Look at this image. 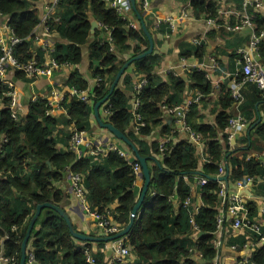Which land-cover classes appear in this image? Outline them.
I'll return each instance as SVG.
<instances>
[{
	"label": "trees",
	"instance_id": "trees-1",
	"mask_svg": "<svg viewBox=\"0 0 264 264\" xmlns=\"http://www.w3.org/2000/svg\"><path fill=\"white\" fill-rule=\"evenodd\" d=\"M38 0H0V14L11 27L14 34L21 39L15 48V56L22 62L39 58L41 53H33V33L41 23ZM190 5L195 18L216 19L220 24L217 30H211L209 37L225 38L224 54L229 59H237L238 49L246 45L247 36L241 32L227 30V25L240 21V17L232 15L227 20L220 19L219 0H181ZM238 11H244V0H229ZM93 19L107 26L111 31L113 43L102 41L99 29L95 39L91 34ZM137 12L144 14V9L137 4ZM248 13L252 16L256 34L264 32V16L256 6H249ZM59 18V20H56ZM131 21L125 19L115 10L108 8L106 0H59L56 12L47 21L51 32H56L64 42L58 43L52 53L60 65L77 66L83 61L85 47L89 45V54L93 61V74L97 78V86L91 95V103L84 102L78 95L66 97L62 107L66 114L48 116L50 108L46 97H38L31 101L26 115L14 120L8 100L4 97L0 85V100L6 106L0 109V252L6 258H14L20 264L22 257V243L26 236L30 221L35 214L36 206L42 203L60 205L63 200L62 190L56 182H62L68 170L83 176L87 189V203L93 212L105 213L107 206L118 201L115 220L126 227L130 222L132 209L138 200L137 176L133 171V162L118 153L107 155H86L77 159L70 149L69 130L63 133L67 149L59 150V139L54 132L58 124H74L80 131H91L90 120L94 112V104L104 99L110 92L111 86L124 64L133 57L145 52L149 48V40L143 29L130 27ZM153 36L155 50L147 57L132 63L123 77V87H116L109 99L104 103L111 114L105 122L112 123L118 130L127 134L137 145L143 157L155 156L152 149H159L156 144L147 145L128 132L132 119V111L128 90L137 94L140 101L139 113L145 127L141 130L143 136L151 135L154 127L161 121L162 106L180 105L187 82L183 77L168 74L166 81H161L157 75L160 67L161 55L156 51L161 40L158 35L171 31L170 25L161 24L155 29V24L145 23ZM249 39V36H248ZM91 41H93L91 43ZM249 41V40H248ZM134 42V45L131 44ZM90 43V44H89ZM115 49L113 52L111 49ZM232 52V53H230ZM128 53L126 60L119 59V54ZM261 61L264 64V38L260 45ZM205 54L204 45H194L189 42L181 44L183 58L197 57L202 60ZM1 55V51H0ZM44 61V60H43ZM232 68V72H236ZM22 76L21 74H18ZM144 76L148 83L141 90H135V84ZM190 88L202 95H209L213 85L204 71L194 68L188 73ZM140 78V79H139ZM237 78L242 81L243 76L238 73ZM139 79V80H137ZM70 84L79 92L88 90V82L76 70L70 77ZM251 87L252 93L240 105L241 112L249 120V133L242 138L244 144L234 152L225 153L224 146L218 138L220 129L228 125L227 113L220 114L219 128L203 125L198 122V105H190L186 121L188 125L199 133L209 143V152L214 162L227 158L231 177L247 180V177L262 179L256 186V194L264 197V167L260 161L247 160L252 153H262L264 150V122L260 119L259 105L264 99L262 91L256 83L245 82L243 85ZM222 108L231 107L232 97L225 93L221 99ZM235 103V102H234ZM101 109L103 108V106ZM100 109V110H101ZM218 124V122H217ZM160 165L149 160L152 180L135 223L127 236L126 243L130 246V254L137 258L131 264H180L189 253L188 240L180 235L188 229V217L183 209L174 210L169 197L174 193L176 176L182 173H192L197 169L198 160L196 147L193 144L180 142L171 143L167 153L160 158ZM153 161V162H152ZM159 162V160H157ZM216 164V163H215ZM204 174H215L216 165L205 163L202 167ZM256 183V182H255ZM212 182L205 193V203L210 207L204 208L197 218L201 230L211 234L216 230V195L207 192L215 189ZM155 192V195L152 194ZM178 195L181 199L188 197V188L179 183ZM248 202L250 219H257L254 208ZM15 228V229H14ZM249 234V233H248ZM213 236H204L198 246L205 264H210L215 258L217 250L210 243ZM255 240V237H253ZM237 239L230 242L235 243ZM90 242L76 240L70 232L66 221L52 209H44L37 220L29 242V252L34 254L33 264H86L84 247ZM28 252V253H29ZM29 255L27 256V264ZM250 264H264V247L259 248L249 259Z\"/></svg>",
	"mask_w": 264,
	"mask_h": 264
},
{
	"label": "crops",
	"instance_id": "crops-1",
	"mask_svg": "<svg viewBox=\"0 0 264 264\" xmlns=\"http://www.w3.org/2000/svg\"><path fill=\"white\" fill-rule=\"evenodd\" d=\"M228 1L229 0H221L222 6H230V4L232 3H227ZM251 1V3H248L250 5H248L244 9L248 12L249 6H254L257 3H261L262 7L260 8V13L264 16V0H260L259 2H257L258 0ZM49 3L50 0H38L36 2V6L39 9L40 17L42 20L40 25L34 31L32 43L33 53L36 55L37 52H40L42 55L41 62H43V60L49 61L52 58V53L55 50L57 44L64 42L63 39H61L56 32H50V30H48L46 27L47 23L44 21L43 18L46 13L47 5ZM150 4V10L148 12L145 11L144 14L141 15L145 23L150 22L152 25L156 24V22L159 20H165L169 18L173 19L175 22H178L177 31L174 34L166 35V33L164 35L157 36V38L161 40V43L156 46V51H158V53H160L161 55V65L157 69V75L161 77V81H166L168 79L167 72L172 71L174 68L180 67L183 63V57L181 56V44L185 42L191 43V41L194 39L201 40L205 47V54L203 56V59L200 60L197 57H189L186 59V62L206 73L208 80L213 85V91L209 95H202L199 91L191 89L189 86L190 80L188 75L183 74L181 75V77H183V79L187 82V87L183 93V100L180 105H186L188 103L190 105L197 104L198 122L202 123L203 125L214 127L217 130L220 129L219 116L220 114H222V112L227 113L228 115L238 113V109L235 107L233 98V104L226 110L222 108L221 103V99L224 97L225 93L231 95L230 91L233 88L234 79L238 76L240 70L238 61L236 68V59L234 57L229 59L228 53L226 55L224 54L226 44L224 37H209L208 33L211 30L206 24V19L195 18L191 12H189L190 14L187 17L181 16L182 6L184 5L183 1L151 0ZM233 5L236 4L233 3ZM88 15L90 20H93V14L91 11L88 12ZM125 16L127 17V19H129V21L135 23L138 30L142 29L141 21L139 20L138 14L134 11L133 7L132 9L127 10L125 12ZM250 33L251 31L249 29L241 31L240 35L244 37L247 36L246 44L249 42L248 36H250ZM100 37H102V33H100ZM92 38L94 40L95 35ZM92 42L93 41H91V43ZM131 44L134 45V42H131ZM88 49L89 45L85 47V56L83 57V61L79 65L73 67L69 65H64L60 71L55 73L52 80H49L47 78L29 80L24 76H19L18 73H13L12 71H10L8 73V77L14 80L17 89L20 93V115L23 116L27 114L30 103L34 96L47 97L49 96L50 91L53 88H59L62 89L64 92H68L72 87V85L70 84V77L76 70H78L81 77L88 82L89 87L88 90H86V94L89 96L92 95L94 88L97 86V82L93 74V61H91ZM129 56L130 54L128 53H121L119 54V59L126 60ZM37 59L39 60V58ZM131 66L129 67L130 70L132 69ZM232 68H236L235 73L232 72ZM123 77L119 82V87L125 88V86L123 85ZM217 83H220L219 86H216ZM247 85L248 84H245L241 88L243 101H245L247 97H250L252 93L251 87H248ZM128 92V95L132 98L134 94H132V92L129 90ZM2 108H4V103L0 100V109ZM258 108L260 115L259 120H262L264 122V99H262V103L259 105ZM239 109L241 111L240 107ZM101 112L103 117L106 119L107 117L105 116L102 109L100 110V117ZM102 121L104 123H107L104 119H102ZM90 125L91 131L85 132V138L87 142L91 144H106L116 140L115 136L108 129L101 127L100 123L95 117V112H93L91 116ZM72 128H75L74 124L66 125L64 123H61L57 125L54 135L56 136V138L59 139V150L67 149L66 139L64 138L63 133L66 132V130H69L70 132ZM179 128L180 125L176 117L168 113V111L165 109L162 110L161 121L154 127L151 135L143 136L142 133L138 132L135 129L132 123L129 124L128 132L133 133L136 138H138L140 141H143L147 145L153 146L154 144H156L159 149V143L163 138H169V146L171 143H191V138L189 134L178 131ZM223 132L224 130L220 129L218 138L225 148ZM130 141L137 147V145L131 139ZM205 142L208 146V141L205 140ZM241 143L242 145L244 144L243 140ZM122 147H124L126 150L125 152L127 159L132 161V157L134 156L132 149L126 145H122ZM152 154L155 155L154 157L156 158L153 161L157 162V160H159V162L161 163L160 158H162V155L160 154V152H157L156 149L153 148ZM204 164L205 163H203L199 159L197 169L192 173H188V175H186L187 178L183 177V174L186 173L179 174L178 176H181L180 179L178 176H176V183L179 185V183L182 182L183 185L188 188L187 195L192 198V202L196 208V220L203 213L202 211L204 208L210 207V205L208 203L206 204L204 200L206 192L203 189L205 187L202 189L196 186L195 183H193L195 181V177L197 176L198 171L202 173L199 175L204 174L202 170ZM217 172L218 170L215 172V174ZM70 174L71 170H68L64 180L61 183L56 182L55 184L60 190H62V195L63 193L65 194V196H63L62 202L60 203V206H62L69 215V218L75 230L85 235L101 239L98 241H90V247L93 249L95 255L99 260H101L105 264H108L112 261L114 257V246L119 241H123L124 244L131 250L130 246L126 243L127 236L117 240H106L108 237L113 235H106L105 232L96 227L93 217L85 210V205L74 194V191L70 185ZM140 174L141 172L136 175V187H139V185L141 184ZM215 174H210L207 176H211L213 178V175ZM236 180L237 179L232 178L230 174L228 182L231 188H234V183ZM261 182L262 179L258 178V180L256 179L252 183H248L246 189L244 190V195L247 198V202L251 204V209L254 208V214L258 215L257 219L260 220L259 222L264 225V197L258 196L255 192L256 186ZM216 186L217 187L215 189H208L207 192L216 195L219 189V182H216ZM179 199L180 197H178V199H176L173 204L175 211L182 209L179 204ZM118 205V201H114L113 203L107 206L106 211H108L113 217H115ZM116 223H118L121 230L125 228L117 220ZM204 236H213L211 240L213 243L219 240L222 242L221 246L218 248V264H235L239 259H250L260 247V244L253 242L254 238L251 237L247 231H245L244 229H235L229 222H227L222 231L218 232L217 234L205 233L202 230L198 232L194 231L190 228L188 223L187 231L180 235L181 238L188 240L189 245H197L199 243L201 244V240ZM232 239H237L238 241L232 243L230 242ZM130 257L133 262L135 261V259L137 260L134 254H131ZM193 258L198 261L199 264H205V260L203 259L201 253L194 254Z\"/></svg>",
	"mask_w": 264,
	"mask_h": 264
},
{
	"label": "built area",
	"instance_id": "built-area-1",
	"mask_svg": "<svg viewBox=\"0 0 264 264\" xmlns=\"http://www.w3.org/2000/svg\"><path fill=\"white\" fill-rule=\"evenodd\" d=\"M259 1L260 0H258L257 2ZM106 2L108 7H112V10H115L117 13L127 19V17L125 16V12L132 9V3L130 0H106ZM150 2L151 0H137L138 6L144 9V11L146 12L150 10ZM219 2L221 3V0H219ZM251 2V0H244V8L250 5L248 3ZM58 3L59 0H50L43 18L46 23L56 12ZM255 6L257 9H260L262 7L261 3H257ZM189 12H191L190 5L184 4L182 6L181 16L187 17L190 14ZM219 14V18L223 20H227L228 17L232 15L240 17L239 22L233 25H227V30L241 32L245 29H249L251 31L249 42L244 47L239 48L237 51V53L239 54V58L237 59L238 65L240 67L239 72L243 76V79L242 81H240L236 77L233 82V88L230 91L231 97L235 102V107L238 109V113L231 114L229 116L228 125L223 132L225 144L224 152L231 153L234 152L238 147H241L242 138L248 135L250 128L249 120L244 117L239 109L240 105L243 102V97L241 94V88L243 87V84L245 82L256 83L262 91L264 97V64L261 61V56L259 53L260 45L264 38V32L259 35L256 34L252 16L245 9L244 11L240 12L232 4H230V6L228 7L221 6ZM56 20H59V18H56ZM161 24L170 25L171 31L166 35L174 34L177 31L178 22H175L171 18L157 21L154 26L155 29H158ZM206 24L210 30H217L221 27L220 24L216 22V19H206ZM46 27L48 30H50L48 25H46ZM130 27L137 29L134 22L130 23ZM98 29L102 32V41L105 43H112L113 40L111 31L107 28V26L98 22ZM20 42L21 39L14 34L11 27L6 23V21L0 14V82H2L1 86L7 89H5L4 91V97L8 100L7 107L10 109L14 120H18L21 116L19 110L20 93L15 82L8 77V73L12 71L13 73L21 74L29 80H36L40 76H51L54 69L60 67V65L54 58L49 61L43 62L37 61L36 58L26 62L20 61L14 53L17 44ZM191 43L195 46H200L203 44L199 39H194L191 41ZM194 68L197 67L188 64L186 62V58H183V63L181 64V66L178 68H174L170 72H167V75L169 73H172L176 77H180L183 74L188 75V73L191 72ZM96 82L98 83V81ZM147 83L148 78L147 76H144L135 84L134 88L135 90H141ZM219 84L220 83H217L216 86H219ZM74 95H78L82 100H88L90 103L92 102L90 99L91 95H87L86 91L85 93H80L77 90H73L70 92V97ZM38 97L39 96H34L32 98V102L35 101ZM46 99L48 100V105L50 107L46 113L48 116L58 117L62 113L66 114V110L62 107L64 98L58 90L52 89ZM3 103L6 106L5 102ZM131 105L134 106L132 111L133 116L131 119V123L134 125L135 129L141 133V130L146 125L142 122V118L139 113L140 103L139 99L137 98V94H135L131 99ZM164 109H166L168 113L176 117L180 125L178 131L189 134L191 138L190 144H193L196 147L197 160L199 161L200 159V161H202L203 163L213 164L217 167L218 172L213 175L214 178H217L216 182H219V189L216 193L217 201L216 205L214 206V209L216 211V230L212 233L217 234L218 232L222 231L225 224L229 222L233 228L244 229L249 233L251 237H255V241L253 239V242L260 244L259 248L264 247V225L260 223V220L258 219H250L248 202L247 198L244 195V190L246 189L248 183H252L253 181H255V178L247 177L246 181H244L243 179H238L234 183V188H231L228 182L229 180L222 181L220 179L221 177L225 176L228 171L231 174L227 158L225 160L223 159L220 162H214L209 152V143L207 146L205 139L199 133L195 132L186 121L187 113L190 109V104L188 103L186 105L175 106L168 105L165 106ZM102 110L106 117L111 114L109 107L106 108V105L103 106ZM70 132V149L76 154L77 159H81L86 155L96 156L107 155L109 153H118L120 156L127 158L125 152L126 150L115 143L110 142L106 144H91L87 142L84 131L72 128ZM168 149L169 138H163L159 143V152L162 156H164L167 153ZM247 160L260 161L264 167V150L262 153H252L247 157ZM133 164L134 173L136 175L140 172L142 173L140 163L134 160ZM186 175H188V173L183 174V177L187 178ZM178 177L180 179L181 176ZM211 179V176L197 174L193 183L203 189L208 185L209 182L212 181ZM70 185L74 191L75 196L78 197L85 205V210L93 217L97 228L105 232L106 235H115L121 231L118 223H116L115 217H113L108 211H106L105 213H99L93 212L90 209L86 197L87 189L85 187L82 175L71 172ZM178 187L179 185L176 183L175 191L169 197V201L172 204H174L175 200L179 197L177 192ZM137 189L138 193L140 194V188ZM203 190L206 192L205 189ZM152 194L155 195V192H152ZM180 199L179 204L188 217L190 228L197 232L200 231L201 227L196 220V208L192 202V198L188 196L184 199ZM210 242L217 250L216 256L210 264H218V248L221 246L222 242L220 240L215 241V243H213L212 241ZM199 245L200 243L197 245H191L189 247L188 255L182 259L180 264H199V262L193 258L194 254L201 253L198 248ZM1 253L3 252H0V254ZM28 255V264H33L34 254L32 252H29ZM84 255L86 264H105L97 258L90 246L84 247ZM130 255V249L124 244L123 241H119L114 246V257L108 264H131L133 263V261L131 260ZM0 264H16V261L14 258H5L3 253V255L0 257ZM235 264H250L249 258L239 259Z\"/></svg>",
	"mask_w": 264,
	"mask_h": 264
},
{
	"label": "water",
	"instance_id": "water-1",
	"mask_svg": "<svg viewBox=\"0 0 264 264\" xmlns=\"http://www.w3.org/2000/svg\"><path fill=\"white\" fill-rule=\"evenodd\" d=\"M132 3V7L134 9V11L138 14L139 20L141 21V26L142 29L144 30L146 36L148 37L149 40V48L147 51L133 57L132 59H130L118 72L112 86L110 89L109 94L102 100L98 101L95 103L94 105V112H95V117L97 118L98 122L100 123L101 127L108 129L116 138L118 141H120L124 146H128L132 149L134 156L132 157V160H136L140 163L141 168H142V173L140 175V185L137 188H140V194L138 197V200L136 201L133 209H132V213H131V218H130V222L128 223V225L121 230L119 233L108 237L106 240H117L120 238H124L126 236H128V234L130 233L136 217L138 216L139 212L141 211L142 205L145 201L146 195L148 193L150 184H151V180H152V175H151V170H150V165H149V160H155L156 158L154 156L151 157H143L140 155L138 148L130 141V139L128 138V136L121 132L120 130H118L112 123H104L100 117V109L102 107V105H104V103L109 99L110 95L114 92V90L116 89V87L119 85V82L121 80V78L126 74V72L128 71L129 67L131 66V64L136 61V60H140L143 59L145 57H147L148 55L152 54L154 52L155 49V42L153 39L152 34L150 33V31L147 29L145 22L143 20V17L137 12V0H130ZM98 30V21L97 20H92L91 21V34L94 35L96 33V31ZM91 40H93V38H91ZM122 147V146H121ZM123 149H125L123 147ZM158 165H160V162H158ZM197 174H202L201 172H197ZM229 176L230 173L229 171L227 172V174L223 177H221L220 179L222 181H228L229 180ZM211 180L216 181L217 178H212ZM44 209H52L53 211H56L60 217H62L69 229L71 234L73 235V237L76 240L82 241V242H90V241H98L101 239H98L97 237H92V236H88L85 235L77 230H75L69 215L67 214V212L65 211V209L60 206V205H55L53 203H42V204H38L36 206V210H35V214L32 217L26 236L23 240L22 243V257L20 260V264H27V256H28V252L29 250V242H30V238L32 235V232L34 230L35 224L37 222V220L39 219L40 215L42 214V211ZM203 235V233H202ZM3 255V253L0 254V257Z\"/></svg>",
	"mask_w": 264,
	"mask_h": 264
},
{
	"label": "bare ground",
	"instance_id": "bare-ground-1",
	"mask_svg": "<svg viewBox=\"0 0 264 264\" xmlns=\"http://www.w3.org/2000/svg\"><path fill=\"white\" fill-rule=\"evenodd\" d=\"M109 9H113L112 7H108ZM112 43H113V41H112ZM112 43H108V44H112ZM115 49H111V51L113 52ZM14 53H15V51H14ZM52 58H54L53 56H52ZM51 58V59H52ZM50 59V60H51ZM60 65V64H59ZM64 65H60V67L59 68H57V69H54V71H53V73H52V75L51 76H40V77H38L37 79H41V78H47V79H49V80H52V78L54 77V75H55V73L56 72H58V71H60L61 69H62V67H63ZM95 80L96 81H98L97 80V78H95ZM14 81V80H13ZM0 85H2V82H0ZM53 89H56V88H53ZM7 90V89H6ZM56 90H58V89H56ZM73 90H77V89H75V87H71V89L68 91V92H64L62 89H60V90H58L61 94H62V96H63V98H64V100H65V98L68 96V97H70V92L71 91H73ZM78 91V90H77ZM79 92V91H78ZM80 93H85V91H82V92H80ZM75 96V95H74ZM71 97H73V96H71ZM80 98V97H79ZM81 99V98H80ZM82 100V99H81ZM84 102H87V103H89V101L88 100H83ZM139 103H140V101H139ZM134 106H132V108H133ZM164 107H165V105H163L162 106V109L163 110H165L164 109ZM74 127H75V125H74ZM76 128V127H75ZM77 129V128H76ZM116 138V137H115ZM111 143H115V144H117V145H119V146H122L123 144L120 142V141H118L117 140V138H116V140L115 141H113V142H111ZM76 174V173H75ZM212 182H214V183H216V181H211V182H209L208 183V185L204 188V189H206V188H208V186L212 183ZM202 255V254H201ZM203 257V256H202ZM204 263V262H203Z\"/></svg>",
	"mask_w": 264,
	"mask_h": 264
},
{
	"label": "rangeland",
	"instance_id": "rangeland-1",
	"mask_svg": "<svg viewBox=\"0 0 264 264\" xmlns=\"http://www.w3.org/2000/svg\"><path fill=\"white\" fill-rule=\"evenodd\" d=\"M56 89L60 90L59 88H56ZM130 103H131V101H130ZM131 107H132V105H131ZM101 117H102V119L106 120V119L103 117L102 112H101Z\"/></svg>",
	"mask_w": 264,
	"mask_h": 264
}]
</instances>
